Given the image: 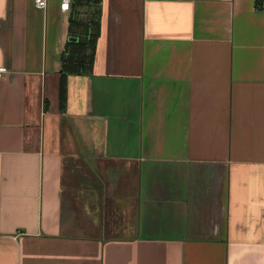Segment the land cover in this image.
Returning a JSON list of instances; mask_svg holds the SVG:
<instances>
[{
    "label": "crops",
    "instance_id": "obj_1",
    "mask_svg": "<svg viewBox=\"0 0 264 264\" xmlns=\"http://www.w3.org/2000/svg\"><path fill=\"white\" fill-rule=\"evenodd\" d=\"M61 2L0 0V264H264L261 0H100L64 104Z\"/></svg>",
    "mask_w": 264,
    "mask_h": 264
},
{
    "label": "trees",
    "instance_id": "obj_2",
    "mask_svg": "<svg viewBox=\"0 0 264 264\" xmlns=\"http://www.w3.org/2000/svg\"><path fill=\"white\" fill-rule=\"evenodd\" d=\"M100 0H72L70 20L71 39L62 53L60 98L66 101V78L71 74H89L95 61L101 31L100 19L95 15ZM85 9V11H83Z\"/></svg>",
    "mask_w": 264,
    "mask_h": 264
},
{
    "label": "built area",
    "instance_id": "obj_3",
    "mask_svg": "<svg viewBox=\"0 0 264 264\" xmlns=\"http://www.w3.org/2000/svg\"><path fill=\"white\" fill-rule=\"evenodd\" d=\"M49 0H35V4L37 7L41 9H46L48 6ZM71 2L72 0H62L61 2V9L63 11H69L71 9ZM261 6L264 10V0H261ZM8 69L6 67H0V76L7 73Z\"/></svg>",
    "mask_w": 264,
    "mask_h": 264
}]
</instances>
